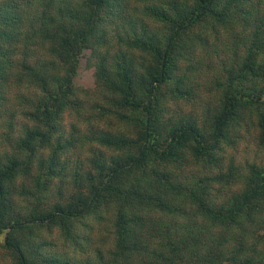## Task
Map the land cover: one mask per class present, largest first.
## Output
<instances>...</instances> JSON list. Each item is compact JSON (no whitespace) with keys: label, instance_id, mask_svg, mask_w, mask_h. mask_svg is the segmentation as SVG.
I'll list each match as a JSON object with an SVG mask.
<instances>
[{"label":"trees","instance_id":"16d2710c","mask_svg":"<svg viewBox=\"0 0 264 264\" xmlns=\"http://www.w3.org/2000/svg\"><path fill=\"white\" fill-rule=\"evenodd\" d=\"M223 34L213 106L174 109ZM249 122L264 0H0V264H264V164L224 158Z\"/></svg>","mask_w":264,"mask_h":264},{"label":"rangeland","instance_id":"374dc122","mask_svg":"<svg viewBox=\"0 0 264 264\" xmlns=\"http://www.w3.org/2000/svg\"><path fill=\"white\" fill-rule=\"evenodd\" d=\"M224 43L227 45L225 46ZM210 44H214L211 47H208L206 50L201 51L198 54V57L202 59L199 65V71L197 73L200 76H195V84H197L196 91L194 92V100L191 103H180L179 106H174V109H178L179 112L184 113H194L196 112L193 107H196L198 111L202 107H212L213 103L211 102L214 98V95L218 92L217 77L220 72V64L222 60H227L234 53L232 43L229 36L223 34L220 37L219 41L211 40ZM227 48H229L227 51ZM242 49H239V55L242 53ZM89 53L82 58L78 70V75L75 78V85L81 90H89V94L86 97V101H95L96 103H102L101 97L98 93L94 92L95 90V81L93 75V68L87 66L86 59ZM82 96V95H81ZM92 106L89 103L86 105V109L90 110ZM71 119H67V122H70ZM102 125H105V121L102 122ZM100 125V126H102ZM237 142L232 147H226L225 149V160L233 158L235 164L244 166L246 163H257L264 164V146L259 144L258 141V129L254 123L249 122L248 125L243 127L240 131L239 137L236 139ZM86 148V147H85ZM84 148V149H85ZM81 149V155L87 156V150ZM110 229V228H109ZM258 234H263V228H257ZM256 229V230H257ZM99 230V229H98ZM92 233V242L93 246L97 247L104 243L105 247H108L110 240L108 241V227L104 224L101 225L100 231ZM43 237L48 241L54 242L57 247L55 249L61 251V241L58 239L56 231L53 234H43ZM251 235L247 234L248 243H250ZM100 240V241H99ZM264 243L259 244V248ZM88 256H92L89 252L83 259H86Z\"/></svg>","mask_w":264,"mask_h":264}]
</instances>
